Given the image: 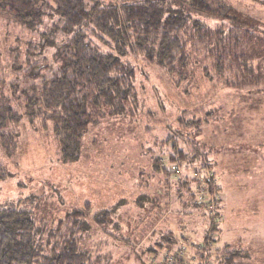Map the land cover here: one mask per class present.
Instances as JSON below:
<instances>
[{
	"label": "rangeland",
	"instance_id": "obj_1",
	"mask_svg": "<svg viewBox=\"0 0 264 264\" xmlns=\"http://www.w3.org/2000/svg\"><path fill=\"white\" fill-rule=\"evenodd\" d=\"M221 1L253 30L222 24L226 51L216 44L221 22L193 40L188 29L192 64L183 80L142 57L123 58L135 71L136 103L119 115L103 106L70 165L60 162L52 131L26 113L24 52L35 36L0 19V97L22 116L6 131L18 134L16 153L0 145L9 172L0 178V205L28 198L29 210L55 225L68 210L89 206L92 218L119 205L107 223L87 222L91 263L154 264L182 250L187 264H264V0ZM56 24L46 18L39 31ZM54 51L43 54L52 61ZM224 51L219 72L214 62ZM175 143L185 162L168 161ZM206 178L220 190L199 185ZM161 240L168 243L154 254Z\"/></svg>",
	"mask_w": 264,
	"mask_h": 264
},
{
	"label": "trees",
	"instance_id": "obj_2",
	"mask_svg": "<svg viewBox=\"0 0 264 264\" xmlns=\"http://www.w3.org/2000/svg\"><path fill=\"white\" fill-rule=\"evenodd\" d=\"M224 3L221 0H0V19L19 25L35 36L27 40L24 52L29 65L25 73L29 84L23 90L26 113L30 120L39 119L43 130L52 131L59 145L60 162L70 165L80 160L85 134L91 125L99 122L103 106L110 110V115H119L136 103L135 71L123 58L130 54L142 57L183 80L192 64L189 40L193 36L201 37L204 30L210 33L209 22H221L217 26L220 29L216 44L224 50L228 49L224 42L229 41L222 26L225 22L233 29L242 28L250 33L252 25L240 22ZM46 18H58V24L40 32ZM188 29L194 32L189 40ZM51 48L55 49L52 61L43 54ZM226 51L216 56L214 66L219 72L225 67ZM21 122L22 116L9 99L0 97V145L8 155L17 151L18 134L6 131ZM172 151L168 161H186L187 156L177 143ZM156 168L164 171L160 165ZM8 173L0 165V178H7ZM202 181L205 184L199 185H206L210 194L220 190L210 178ZM220 202L221 199L215 198L218 208ZM28 204V198H21L16 204L0 205V264H96L91 263L92 254L83 244L89 232V206L68 210L55 225V220L39 218L33 209L29 210ZM118 206L95 213L90 219L98 224L107 223ZM163 240L159 241L162 246L158 243L159 249L152 251L154 254L168 243ZM237 257L232 254L225 260L231 262Z\"/></svg>",
	"mask_w": 264,
	"mask_h": 264
},
{
	"label": "built area",
	"instance_id": "obj_3",
	"mask_svg": "<svg viewBox=\"0 0 264 264\" xmlns=\"http://www.w3.org/2000/svg\"><path fill=\"white\" fill-rule=\"evenodd\" d=\"M202 199V198H201ZM213 201H210V204H212ZM205 204L207 205V203L205 202ZM207 207H209V205H207ZM183 249H185V247H182ZM154 264H187L186 258L183 255L182 250L180 251H171L168 250L165 254H164V258L157 263Z\"/></svg>",
	"mask_w": 264,
	"mask_h": 264
}]
</instances>
